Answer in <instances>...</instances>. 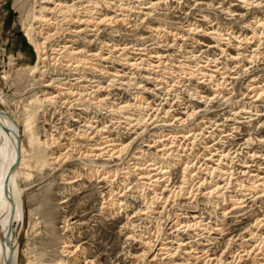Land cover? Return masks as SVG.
<instances>
[{
  "label": "bare ground",
  "instance_id": "1",
  "mask_svg": "<svg viewBox=\"0 0 264 264\" xmlns=\"http://www.w3.org/2000/svg\"><path fill=\"white\" fill-rule=\"evenodd\" d=\"M78 2L80 1L77 0L76 2V0H14L13 2L15 10L18 11L19 14V24L23 34V38L28 43V45H30V47L33 49L35 59L33 64L31 62V64L28 66L27 69H23V70L21 69V71H19L16 74L19 84L21 83L24 87V90L28 89V94L29 93L31 94L30 96L26 97L25 100H23L24 98L22 99L25 102L28 101L29 104L26 105V110L24 111V113L21 112L22 115L19 116L18 120L15 121L11 120L9 113L7 112L8 107L4 108V105L6 104V101L4 100L5 97L1 96L0 94V264H127L129 259H132L131 263L129 262L130 264H163L164 262L161 261L163 260L165 261V259L168 260V262H165V264L168 263L184 264L181 263V261L179 260L177 261L175 260V258L179 256V253L183 254L181 253V251H184V256H189L194 251L196 252L198 251V248L192 249L193 242L186 241L185 239L182 238L184 235L182 234L184 230L188 232L193 228L197 230L202 226L204 227L203 229L204 231L205 230L208 231V229L210 231V228L212 229L211 227L212 224L210 222L212 221L218 223L217 225H215V228L212 229L213 233L215 235L221 234L222 232L227 230L226 229L227 227H229V226L226 227L222 223L225 222V220H227L229 216H235L236 214H240L244 209H247L248 206L249 208L252 206H256L257 204H260L261 208H263L264 206V154H259L254 150L248 151L245 155V158L240 163L239 160L237 161L238 165L236 164V161L235 164L233 162L234 159L238 158L237 155H240L243 152V149H248V147L253 144L254 136H252V132H255L258 129H263L262 134L264 135V107L260 108V106L255 105L256 102L264 99V83H260L259 76L258 77L255 76V73L258 74L257 69L259 70V68L256 67L257 63L260 62L259 59L262 61V64L260 65L262 67V71H264V63H263L264 62V0H193V3L197 8L201 7V8H205L206 10H213V11L220 10V12H224L229 17L227 23L229 25L232 24L233 27L234 25L237 24L240 25L243 24V25L241 26L240 29H238L237 27L236 28L232 27L227 30H221L219 24L220 22L219 21L217 22V19L210 21L209 16L205 14L202 16V19L198 20L197 22L195 21L194 23L187 22L188 20L187 21L185 20L187 22L186 23L187 25L185 26V29L182 30V33L190 35V38L191 36L194 38V43L196 44L195 48H197L198 52L201 53L200 56L201 57L203 56L202 58L204 59L202 62L203 65L198 66V68H196L194 71L191 70L189 72L190 77H188L189 78L188 80L186 78H183L187 81V83L191 85L192 83L194 84V87L192 86L193 93L190 96H188L190 102L187 101L189 102L188 104H183L184 106L180 109L181 111H177L176 109H173L175 106L173 104L174 102L173 100H172L173 102H171V104H173L172 106H170L169 103L167 102L166 103L164 102V104L161 102L162 104L157 106L159 107L157 108V111L160 113L157 112L156 113L159 115L162 114L161 123L166 122L168 119L172 120L170 124L162 125L164 127L168 126L170 129L174 125H175L174 128L176 129L184 128L186 125H189L191 122L193 123V121L198 119H200V121H202V123L206 125L209 124L211 126V124L213 125L215 124L216 127H223V128L224 125L228 126L226 125V123L231 122L232 124L230 125V127L231 126L232 127L230 128V130H228L229 134L223 135L220 139L221 140L223 139L227 142L238 140L237 141L238 147L234 149V151L230 149L231 151H233L232 153L231 151H225V149H223L224 148L222 145L223 143L221 144L222 142L221 140L216 141L217 143L215 142V144H213L212 146H205L203 148L204 154L202 155L203 163L197 169L194 166V164L189 165L190 163H184L179 158H178L179 160L177 159L178 160L177 164L173 166H170L169 164V166L167 165L165 168L160 166L161 168L157 167L152 169L150 167L151 169H148L146 167V168L138 169L136 167L135 171H138V176H139L137 182H142L141 183L142 188L144 189L147 188V190L149 189V192L153 195L150 199L148 198L147 195L148 193L146 194L147 195L146 197H143L144 206L139 210H137L134 207L135 205L133 206L134 203H131L132 199L130 198V196L128 195V191L126 190L127 186L125 187V184L128 183L130 172H125V171L122 172L121 173L122 176L118 177L121 178V180L119 181L120 184H118L119 186H116L115 182H118L116 180L119 173L118 170L120 171V169L114 171L113 168L110 167L111 170L109 168V164L111 162H114L113 161L114 159L117 160L118 158H120L122 154H124V152L128 150V146L131 144L129 145H124L122 143L115 144L114 143L115 140L112 139L106 140L105 143L108 145H106L105 147L100 148L99 146L94 145L90 149L88 148L89 150L88 149L86 150L85 155L80 156L81 163L80 162L78 163L86 167L85 169L86 171L84 170V173H81L82 171L80 172L78 170H75L73 172L71 169L67 171L66 169L63 168L62 170L60 169L61 173L60 174L58 173L59 174L58 178L60 181H62L61 183H56L57 181L55 180V178L50 177V175L52 174L51 172L56 173L54 168L55 164L56 165L62 164L61 165L62 167L63 164L65 163L67 164L72 161L76 162V159L74 157L75 150L71 151L69 149H71L72 147L73 148H76L77 146L79 147L80 144L79 142H81L80 140L84 138L85 139L88 138L86 135L87 132L86 133L83 132L84 135L73 133L74 135L73 136L71 135L72 137L71 136L70 137L71 138L74 137V138L69 140L70 141L69 144L67 143L63 146V149H65L68 146H70L71 148L66 150L64 153H60L55 157L53 156L55 155L54 153H52V150H54V148L55 149L58 148L59 151L62 148V146L59 145L61 143L60 142L58 143L61 137L60 136H57L58 138L55 137L53 135L55 133H52V130H50L51 128L50 123L46 119V115L48 114L46 110L48 109L50 110V108L47 109V107H54L55 105H57L58 102L57 99L61 98L63 95H65V97H68L76 94H73L71 88H66V90L63 89L65 92L64 93L61 92L62 91L61 86H66V83L65 82L62 83L63 80L61 78H58L59 74L58 75L56 74L54 77L50 75V72H53L55 69L54 70L49 69L46 61L48 60L49 57L48 56L50 52L49 49H51L52 47L51 45L53 44V43L51 44V41H53V39L56 38V35L60 28L54 29L55 33L53 34L51 33L52 30L46 31V29H48L46 27L50 25H57V26L59 25V21L52 23V20L48 16L49 15L52 16L55 13H58L63 15L62 16L63 20L66 19L67 17L70 18L69 21L71 25L72 26L73 24L76 25L74 27V30H71L72 32H70V36H72L70 38H72V40H73V36L74 37L77 36L79 38V36L81 37V35H83L84 37L85 32L90 31V29L88 30L87 28L89 26L91 27V25L97 27L96 25L103 24L108 20L114 21V19H116L118 16L120 17V14L113 15L110 17H107L104 14L102 19H98L99 21L95 22L94 21L95 18H92L93 14H90L91 12H93L91 11L92 8H88V10L87 9L86 10L88 14L92 15V17L90 16L88 17V19L84 20L82 16L79 15L80 11H82L84 7L81 5V3L79 4ZM136 3L138 7L143 6L142 8H139L140 9L139 16L141 21L145 23H149L151 21L150 12L152 10L154 11V9L160 6L166 5L167 1L137 0ZM66 15L68 16L66 17ZM73 15L74 17L76 16L74 20L73 18H71V16ZM126 17L128 18V16ZM53 18L55 19V17ZM251 19L253 20L251 21ZM120 20L122 22V19ZM215 21L216 23L213 24ZM69 26L66 28V31H69ZM61 31L62 30L60 29L59 33ZM91 31H93V29ZM57 36L59 37V35ZM86 37H84V39L82 38L81 39L87 40ZM174 37L175 38L172 41L173 43L171 45L166 43L164 46H158L151 49L147 54L148 55L147 60H149L151 64L157 63L156 64L158 65L157 67L160 68V65L163 62H165L169 58L171 59L172 57L171 50L173 51L172 47H174V45L176 46L178 43H181L183 41L181 39L185 36L180 35L179 37L177 36ZM91 41H87V44L90 45ZM62 48L64 51L68 50L66 45ZM71 48H72V44H71ZM180 49L182 48H179V50ZM79 52L82 53L83 51L81 50ZM73 54H76L77 56L79 53H75V52L70 53L71 56ZM87 56L89 57V55ZM94 56L95 55L92 54L93 58ZM198 57L199 56L196 57L193 55L191 58L192 60L195 61L200 58ZM50 60L48 62H50ZM143 61H144L143 59H141V61L139 60V62L141 63ZM125 62H126L125 63L126 66L133 67L134 65H136L135 63L133 64L132 62H130V60L129 61L126 60ZM53 66L51 68H53ZM151 66L152 68L154 67V65ZM182 68L179 70L181 71ZM70 69L72 70V68ZM147 69H151V68H147ZM262 71L259 70V73H262ZM234 75H236L237 78L236 77L233 78ZM244 77H248V78L245 79V81L243 82ZM146 80L149 81L148 78ZM178 82L176 83L179 84L180 82L179 83ZM75 83L76 82H74V84ZM68 85L72 86V84L70 83ZM175 87L176 85L171 86L170 88H168L169 90L167 89L168 90L167 92L178 91L175 90ZM227 87H230L229 90L231 91V95H229L228 93L226 94L225 91H223L224 89H226L227 92H229ZM242 87H245L244 92H246V95H244L243 93L241 94ZM177 88L180 89L178 86ZM145 90L149 91L151 89L145 88ZM180 91L182 92L183 90H179V92ZM55 92L56 94L53 95V93ZM91 92L93 94L94 93L96 94L97 92H100V89H98V91L94 90ZM238 93H240V97L241 95L242 97L241 98L239 97L240 99L236 100L238 98L236 94ZM81 95L82 94L78 95V98H76L75 102H74L75 99L73 98L74 99L73 102L80 103V105H82V107L85 106L84 109L87 110L88 108L91 107L89 104L86 107V103L89 100L84 99L83 97H81ZM247 95H250L248 99L246 98ZM106 100L104 98L105 102ZM244 100L246 101L248 100V102L244 103ZM101 101L102 100H100L99 102ZM180 102L179 101L176 102V104L178 103L176 105V108L177 106L180 107L181 105ZM74 105L77 106L76 104ZM68 106L69 109L75 107L73 106V104H69L67 105V107ZM99 106L101 107V105ZM127 106L128 104L120 105L118 109L120 111L121 110L124 111L126 110ZM138 106H139L138 108H140V105ZM57 108L59 107L57 106ZM91 108H93V106ZM61 109L63 110V108ZM69 109H67V114L69 113L70 116L76 112L74 111V113L71 114L70 113L71 111ZM242 116L245 117L243 118ZM239 119H241V121L238 122ZM217 121H221L222 124L220 123L218 124ZM60 124L58 123V126ZM174 128L172 130H174ZM93 130L94 129H92V131ZM108 131H104V132H108ZM95 132L97 133L99 132L100 134L99 130ZM189 132H191V130ZM199 132H200L199 134L198 133L195 134L196 137H199V135H201V137H204L203 133L201 131ZM99 134L98 135L94 134L93 136L97 138V136L100 137ZM209 134H211V132ZM193 135L194 134H190V135L183 134L181 136L179 135L178 140L179 138H182L183 140L190 139L191 137H193ZM169 137H170L169 139H171V137H174V141L177 140V136L175 135L173 136L170 135ZM208 137L210 136L208 135ZM118 140L119 138L117 139V141ZM165 141H166L165 139L164 140L162 139L160 143ZM174 141L172 142L173 145H175L174 143H176V141L175 142ZM157 142L159 143V141ZM257 143L259 145L261 144L263 147L264 136L259 138L257 140ZM193 144L194 143H192L190 146L193 147ZM173 145L170 146L173 148L174 147ZM59 146L61 147L59 148ZM164 146L165 145H163V149H161L160 151L167 152L168 151L167 149H170V147L165 148ZM148 147L151 148L153 146L148 145ZM214 147H216V149ZM171 153H173V151ZM231 155L233 156L231 157ZM103 156L107 157L105 161L103 160L104 159ZM151 156L153 157V155ZM160 156H162V154ZM241 156L242 155H240V157ZM157 160H159V158ZM155 165L156 164H154V166ZM178 168L182 172V173L180 172V174L182 175L181 177L178 178L173 177L175 180V182L173 183L171 180V175L173 174L171 173ZM234 168H236L234 171L229 170ZM80 169L81 167H79V170ZM193 169L196 170V172L190 176V173H192ZM201 169H203L201 172H204V174L202 176H198V172H200ZM127 170H130V168ZM236 172H238V175L240 177L243 178L246 177L248 180V184L244 185V182L240 180H236L237 182L240 183L238 184V187L240 188L237 189V191H235L232 196L231 195L232 193L228 194L227 191L228 189L231 188L232 178L233 176L237 175ZM132 173H134V171ZM67 174L72 175L71 178L69 177L70 179L67 178L66 176ZM53 176L54 175H52V177ZM58 178L56 179L58 180ZM214 178H217V183L213 182ZM190 182L192 183V185L189 187L190 188L189 189L190 191L188 193L189 197L184 199L182 202L178 203V200L183 197L184 192L186 191V190L184 191L185 186L189 185ZM87 183L89 184V186L90 185L91 187L93 186L95 195H96V191L99 188L98 187L99 184L100 185L102 183L106 184L105 189H107L106 195L102 194V192L101 193L97 192V196H98L97 199H95L96 197L92 195L94 197V200L91 202V204L93 205V203H96V205L93 206V209L91 208V206L90 208L92 209L91 211L98 214L96 215L93 214L92 216L89 217H88L89 212L87 213L89 207L87 208L85 207V205L83 206L84 203L82 204L81 202V201L85 202V199L79 198L80 200L78 202H76V200L73 201V198L78 197V195L82 194V191L80 192V190H82L84 185H86ZM90 190L92 191V189ZM202 191H204L203 194H201ZM200 198L206 201L210 200V202L211 200L214 201L211 203L213 205L212 208L213 210L224 206V204L229 199L228 203H230V209L222 208L221 214H218L217 211H216L217 213L213 211V212H209L208 214L207 213L205 214L202 211L207 212L206 208H204L202 211L199 210L196 212H189V209L193 207V202L197 201ZM86 199L88 198L86 197ZM191 199L193 202L187 203V200L191 201ZM169 202L173 204L172 207L178 206L179 210L177 211L180 213L171 214L170 213L171 209L167 210V207L169 206L168 204ZM159 205L161 206L159 207ZM97 206L98 209L94 210V208ZM154 206L156 208H153ZM258 213L259 212L255 214L254 217H256V215L257 217L256 219L254 218L255 220H253V222L247 225L243 223L245 225L243 230L244 235L243 234L236 235L238 236V238H240L237 239L238 244L236 243L237 244L236 247L239 248L241 252H243L242 255L237 254L236 256H230L228 254V251L231 249L230 248L228 250L227 246L230 247V242L228 240L229 243L226 241L227 246L222 253L220 252L221 253L220 255L216 256L212 254L206 256L207 259L203 261V264H240V263L264 264V249L262 248L263 246L262 244H264V212H260L263 214H259V215ZM204 214L209 216L208 217L209 223L208 222L203 223V221L206 220L205 218H203ZM211 214L214 216V217L212 216L213 218L210 217ZM142 217L143 218L145 217L146 219H150V221L148 222L147 220L142 219ZM172 218L175 219V221L171 225L167 226L168 220ZM94 219L96 220L95 223L93 221ZM112 219H115V222L112 221L113 222L112 225L109 223L108 225H111V228L113 227L114 224L119 226L117 227L115 233L117 232L116 235L119 238L118 240H120L121 247L120 248L118 247L119 250L118 253H116V255L115 254L112 255L113 252L112 245H109L108 248L105 249L103 248L104 249L103 252L108 255L106 257L100 258L101 256H103V254H100L101 251L98 249L96 245L97 243L95 244L98 238H100L98 233V228H100V226L102 227L105 225L104 224L105 220L111 222ZM134 219H137V222L134 221ZM91 223L95 224L92 226V228L90 226ZM174 225L176 226L182 225V228H184V230L181 232L180 230H178V228L176 229L175 228L176 226ZM166 228L168 229V231L170 230V232L167 235L164 234L166 236L165 240L166 239L169 240L161 243L158 248H155L154 243L158 240L160 235L161 236L163 235V231L165 233ZM151 230L153 232H151ZM230 230L231 229H229V231ZM137 232L138 234H136ZM150 233L152 235H150ZM245 233L248 236L247 239L243 240V238L245 237ZM101 238L103 240V237ZM153 238L156 240L153 241ZM23 239L25 240L24 246H23ZM161 240L162 239H160L159 241ZM237 240L232 242L235 243ZM112 242L115 243L114 241ZM131 242L140 243L141 247H143L142 248L143 250H141L142 252L140 254L137 253L136 254L134 253L135 255L130 254V250L128 249V246H130L129 243ZM253 242L256 244H253ZM105 243L107 242L105 241ZM108 244L106 245L108 246ZM115 245L116 244H114V246ZM191 249L192 251L190 252ZM208 249L210 250V248ZM203 251L207 253V248L206 250L203 249ZM161 255H164L165 257L164 258L162 257V259L159 258L158 260V257L159 256L161 257ZM147 258H149L148 262L146 261Z\"/></svg>",
  "mask_w": 264,
  "mask_h": 264
},
{
  "label": "rangeland",
  "instance_id": "2",
  "mask_svg": "<svg viewBox=\"0 0 264 264\" xmlns=\"http://www.w3.org/2000/svg\"><path fill=\"white\" fill-rule=\"evenodd\" d=\"M79 1L80 2H78V3L80 4L82 0H79ZM127 1L128 0H83L81 5L84 7V9L82 11H80L79 15L82 16V18L84 20L88 19V17H90V16L92 17V15H90V14H93L92 18H95L94 19L95 22H98L99 21L98 19H102L104 14L107 17L120 14V17L118 16L116 18L117 21H116V19H114V21L113 20L112 21L108 20L107 22H105L103 24L96 25L97 27H94L93 25H91V27L89 26L87 29L88 30L90 29V31L93 29V31L85 32L84 37H86V35H87V37H86L87 40H82V39H84L83 35H81V37L79 36V38L77 36H75V37L73 36V40L74 41L72 40V38H70V37H72V36H70V32H72L71 30H74V27L76 25L75 24H73V26L71 25V23L69 21L70 18L67 17L68 15H66L67 18L64 19V20H63V17H62L63 15L58 14V13H55L52 16H50V15L48 16L52 20V23L53 22L55 23L56 21L57 22L59 21V25L58 26L57 25H50V26L46 27V28H48V29H46V31L47 30H52V32H51L52 34L55 33L54 29H56V28H58V29L60 28L62 31L59 33V31H60V29H59L58 33H57V35H59V37L56 35V38H54L53 41H51V44L53 43L51 45L53 47V49L51 47V49H49L50 52L48 51L49 52V54H48L49 57H48V60L46 61V63L48 65L47 64L46 65L51 70L55 69L53 72H50L51 76L54 77L56 74L57 75L59 74L58 78H61L63 80L62 83H64V82L66 83V86H61V89H62L61 92L64 93L65 91L63 89L66 90V88H71L73 94H76V95L68 96V97H65V95H63L61 98L57 99L58 100L57 105H55L54 107H47V109L50 108V110L49 109L46 110L48 112V114H49V115L48 114L46 115V119L50 123V127H51L50 130H52V133H55L53 135L55 137L60 136L61 139H62V140L60 139L58 141V143L59 142L61 143L59 145L62 146L60 151H59L58 148H56V149L54 148L55 151L52 150V153L55 154V155H53L54 157L59 155L60 153H64L66 150L71 148L70 146H68L65 149H63V146L65 144H67V143L68 144L70 143L69 140L74 138V137L71 138L74 134L78 133L79 135H82V134L84 135V133L87 132L86 135H87V138H88V139L84 138V139L80 140L81 142H79L80 143L79 147L77 146L79 149L77 147L76 148L72 147L71 149H69L71 151L75 150L74 152L76 154L74 153V157L76 159V162L72 161V162H70L71 164L70 163H67V164L65 163L66 165L63 164L62 167H61L62 164H57V165L55 164L54 165L56 173L51 172L52 174L50 175V177L51 178H55V180L57 181L56 183H61L62 182L58 178V175L61 173L60 169L62 170L64 168L67 171H69V169H71L73 172L75 170H78L80 172L82 171L81 173H84V170L86 169V167L82 166L80 164L81 163L80 156L85 155L86 150L88 148L90 149L94 145L99 146L100 148L101 147H105L106 145H108V144L105 143V141L106 140H111V139L115 140V142H114L115 144H118V143L119 144L122 143L124 145L131 144V145H129L130 147L128 146V150L125 151L124 154H122V156L120 158H118L117 160L114 159L113 160L114 162H111V163L109 162L110 163L109 164V168L110 167L113 168L114 171L117 170V169H120V171L118 170L119 173H118V176H117V180L115 179L118 182L121 180V178H118V177L122 176L121 175L122 172H124V171L125 172H130V177H129L128 183L125 184V187L127 186L126 190L128 191V195L132 199L131 203H134L133 206L135 205L134 207L137 210H139V209H141L144 206L143 205V197H146L148 195V198L150 199L153 195L149 192V189L147 190V188H145V189L142 188V184H141L142 182H137L139 176H138V171H135L136 167L138 169L146 168V167L148 169H151V168L153 169V168H157V167H160V166L165 168L167 165L169 166V164H170V166H173V165L177 164V161L179 159H181V161L184 162V163H190L189 165L194 164V166L197 169L203 163L202 162V160H203V156L202 155L204 154V152H203L204 149L203 148L205 146H212L213 144H215L216 141L221 140L220 138L223 135H228L229 134L228 130H230V128L232 127V126L230 127V125L232 124L231 122L230 123L229 122L226 123V125H228V126L224 125L225 129L223 127H216L215 124L214 125L211 124V126L209 124L206 125V124L202 123V121H200V119L193 121L194 124L191 122L192 124L190 123L189 125H186L184 128H180V129L174 128L175 125L172 126L171 129L168 126L164 127L162 125H165V124L168 125V124H170V122L172 120L168 119L166 121L167 123L166 122L161 123L162 122V119H161L162 118V114H160V115L157 114V113H160V112L157 111V108H159L157 106L161 105L162 103L164 104V102L165 103L167 102V103H169L170 106H172L173 104L175 105L173 109H176L177 111H181L180 109L184 106L183 104H188L190 102L188 96H190L193 93V87H194L193 83L191 85V84L187 83V81L185 79H183V78H186L188 80L189 79L188 77H190L189 76V72L191 70L194 71L196 68H198V66L203 65L202 62H203L204 59H202L203 56L202 57L200 56L201 53L198 52V49L195 48L196 44L194 43V38L192 36L190 38V35L182 33V30H184L185 26L187 25L186 23L187 22L194 23L195 21L197 22L198 20L202 19V16L205 14V15L209 16V20L210 21L214 20V19H217V22L218 21L220 22L219 24H220V29L221 30H227L229 28H232L233 25L232 24L229 25L227 23L228 22L227 20H228L229 17L224 12H220V10H217V11L214 10L215 11L214 12L213 10H206L205 8H201V7L197 8L194 5L193 0H183V1L182 0H179V1L178 0H173V1L172 0H166L167 1V4H166L167 6L163 5V6H160V7L156 8V9H154V11L152 10L150 12L151 21L149 23H145V22L141 21L140 16H139V12H140L139 8H142L143 6L138 7V5L136 3L137 0L136 1L135 0H129L128 1L129 3ZM163 1H165V0H163ZM13 2H14V0H0V94H1V96L5 97L4 100L6 101V104L4 105V108L8 107L7 108V112L9 113V115L11 117V120L15 121V120L19 119V116H21L22 113H24V111L26 110V105L29 104L28 101H27L28 102L27 103V102H25L23 100H25L26 97L31 95L30 93L28 94V89L24 90L23 85L21 83H20L21 85L19 84V82L17 80V77H16L17 76L16 74L19 71H21V69L22 70L23 69H27L28 66L31 64V62L33 64L34 59H35V55L33 53V49L30 47V45H28V43L23 38V34H22V31H21V28H20V24H19V14H18V11L15 10ZM76 2H77V0H76ZM88 8H92L91 11H93L94 13L91 12L90 14H88V12H87ZM127 9H129V10H127ZM56 15H58L59 17L56 16ZM100 16H102V17H100ZM126 16H128V18ZM53 17H55V19ZM71 18H73V20H74L76 18V16L74 17V15H73V16H71ZM119 18L122 19V22H121V20ZM118 19H119V21H118ZM185 20L186 21L188 20V21L186 22ZM252 20L253 19H251V21ZM215 23H216V21L213 24H215ZM237 25H239V26H237ZM237 25H234V27L235 28L237 27L238 29H240L243 24H241V25L237 24ZM68 26H69V31H66V28ZM63 27H64V29H63ZM88 35H89V37H88ZM180 35H184L185 36V37H183L181 39L183 41L181 43H178L177 44L178 46L174 45V47H172L173 51L171 50V56H172L171 59L169 58L168 60L163 62L160 65V68L157 67L158 66V65H156L157 63H155V64L152 63L151 64V62L149 60H147L148 59V55L147 54H148V52L151 49H153L155 47H158V46H164L166 43L171 45L173 43L172 41L175 38L174 36L179 37ZM60 36H61V38H60ZM57 38H59V39H57ZM61 41L63 42V44H62ZM87 41H91L90 45L87 44ZM184 42H185V44H184ZM79 43H80V45H79ZM71 44H72V48H71ZM54 45H55V47H54ZM65 45L67 46V49H68L66 51H64L63 48H62ZM180 45H182V46H180ZM191 45H192V47H191ZM179 48H182V49L179 50ZM80 49L83 51L82 53H84V54L79 52V51H81ZM86 51H89V52H86ZM71 52H73V53L75 52V53H79V54L77 56H76V54H73L71 56L70 55ZM50 53H52V54H50ZM61 53H62V55H61ZM91 53L95 55L94 58L92 57ZM59 54L61 56H63V57H61ZM87 55H89V57ZM90 55H91V57H90ZM193 55L196 56V57L199 56L201 59L198 57L199 59L194 61L191 58ZM68 56H70L71 58L68 57ZM86 57H87V59H86ZM50 58H51V60H50ZM185 58L187 59V61H186ZM141 59L144 60L142 63L139 62V60L141 61ZM49 60H50V62H48ZM126 60H128V61L130 60V62H132L133 64L135 63L136 65H134L133 67L132 66H126L125 65V63H126L125 61ZM70 61H71V63H70ZM259 61L260 62L257 63L256 67H258L259 70L262 71V67L260 65V64H262V61L260 59H259ZM62 65H64V66H62ZM151 65H154V67L152 68ZM187 65H189V66H187ZM52 66H53V68H51ZM57 66H58V68H57ZM155 67H157V68H155ZM180 67L181 68L183 67L181 71L179 70V69H181ZM70 68H72V70ZM132 68H134V69H132ZM147 68H151L152 70L151 69H147ZM56 70H58V71H56ZM259 70L257 69L258 74L255 73V76H257V77L259 76V82L260 83H264V71H262V73H263L262 74V73H259ZM187 74H188V76H187ZM235 77L237 78L236 75H234L233 78H235ZM248 77H250V76H248ZM248 77H244L243 82ZM143 78H145V79H143ZM147 78L149 79V81L146 80ZM71 79H72V81H71ZM46 80H47V78H46ZM84 80H85V83H84ZM145 80H146V82H145ZM178 80H179V82L181 84L178 82ZM87 81H89V82H87ZM74 82H76V83L74 84ZM97 82H99V83H97ZM176 82H178L179 84H177ZM182 82H184L185 84L182 83ZM67 83L68 84L69 83L72 84V86L68 85ZM174 85H176L175 90H178V91L167 92L169 90L168 88H170L171 86H174ZM20 86H21V88H20ZM143 86L145 88L151 89V90L146 91ZM177 86L180 89H178ZM183 86H185L186 88L183 87ZM101 88H102L103 92L101 91ZM182 88H184V89H182ZM229 88L230 87H227L228 90H229ZM22 89H23V91H22ZM77 89H79V90H77ZM98 89H100V92H97L96 94L94 93L95 95L91 92V91H94V90L98 91ZM179 90H183V91L179 92ZM186 90H187V92H186ZM144 91H146L147 93L144 92ZM223 91H225L226 94L228 93L229 95H231V91L230 90H229V92H227L226 89H224ZM244 91H245V87H242L241 94L243 93L244 95H246V92H244ZM23 92H24L25 95L23 94ZM88 93L90 94V96H89ZM99 93H101V94H99ZM164 93H165V95H164ZM166 93H167V95H166ZM54 94H56V92L53 93V95ZM80 94H82L81 97H83L84 99L89 100L86 103V107L89 104L91 107L93 106V108L90 107L87 110H85L84 109L85 106L82 107V105H80V103H74L76 101V98H78V95H80ZM99 95H101V96H99ZM175 95H178V96H175ZM85 96H88V97H85ZM236 96L238 97L236 100H239L242 97V95L240 97V93L236 94ZM89 97H90V99H89ZM175 97H176V99H175ZM249 97H250V95L246 96L247 99ZM104 98H105V100L107 99L106 102L104 101ZM8 99H9V101H8ZM169 99H171V100H169ZM20 100H22V101H20ZM73 100H74V102H73ZM100 100H102V101L99 102ZM180 100H181V102H180ZM68 101L71 102V103H69ZM177 101H179L181 103V105H180V107L177 106V108H176V105L178 104V103L176 104ZM184 101H185V103H184ZM187 101H189V102H187ZM245 101L246 100H244V103L248 102V100L246 102ZM171 102H173V104H171ZM63 103H64V106H63ZM69 104H73V106H75L74 104H76L77 106L72 107L73 109L72 108L69 109V106L67 107V105H69ZM125 104H128L126 110H124V111L121 110L120 111L118 109L119 106L120 105H125ZM99 105H101V107ZM116 105H117V107H116ZM138 105H140V108H138L139 107ZM255 105L256 106H260V108L264 107V99L256 102ZM57 106L59 108H57ZM129 106H131V107H129ZM61 108H63V110ZM74 108H75V110H74ZM116 108H117V110H116ZM143 108H145V109H143ZM67 109H69L71 111L70 112L71 114L74 113V111H76V112L70 116L69 113L67 114ZM94 109L97 110V111H95ZM139 109H141V110H139ZM84 110H85V112H84ZM79 115H80V117H79ZM156 115H158V116H156ZM242 117L244 118L245 116H242ZM242 117H240V118H242ZM77 121H78V123H77ZM239 121H241V119H239L238 122ZM58 123L59 124L61 123V124L58 126ZM200 123H202V124H200ZM217 123L218 124L219 123L222 124L221 121H217ZM70 126H72V127H70ZM80 126H82V127H80ZM87 126L89 128L90 127L91 128L89 129ZM47 127H49V126H47ZM173 128H174V130H172ZM78 129H79V131H78ZM92 129H94L95 131L99 130L100 134H99V132L97 133L94 130L92 131ZM108 129H109V131H108ZM84 130H86V131H84ZM190 130H191V132H189ZM104 131H108V132H104ZM199 131H201L203 133L204 137H201V135H199V137H196L195 134H197V133L199 134L200 133ZM210 132H211V134H209ZM89 133H91V134H89ZM262 133H263V129H258L255 132H252V136H254L253 137L254 138L253 144L248 147L249 150L248 149H243V152L240 154V155H242L241 157H240V155H237L238 158L234 159V161H233L234 164H235V161H236V164L238 165L237 161L239 160V163H240L245 158V155H246V153L248 151H253L254 150V151L258 152L259 154H264V145L262 147L261 144L259 145L257 143V140L259 138H261L262 136H264ZM94 134H96V135L99 134L100 137L97 136V138H96L95 136H93ZM167 134H169V135H167ZM183 134L184 135L194 134L195 136L193 135V137H191L190 139H186V140H183L182 138H179V140H178V136L179 135L181 136ZM67 135H68V137H67ZM170 135L171 136H173V135L177 136V140H175L176 143H174L175 145H173V143H172L174 141V137H171V139H169ZM208 135L210 137H208ZM89 136H90V138H89ZM141 136H142V138H141ZM205 136L208 137V138H206ZM64 137H66V138H64ZM84 137H86V136H84ZM102 137H103L104 140L102 139ZM92 138H93V141H92ZM118 138H119V140H118L119 142L117 141ZM162 139L163 140L165 139L166 141L160 143V141ZM172 139H173V141H172ZM157 141H159V143ZM221 141H222L221 144L223 143L222 145H223V147H224L223 149H225V151H231V150L234 151V149H236L238 147L237 146L238 145V142H237L238 140L237 141L233 140V141L227 142V141L222 139ZM86 143L89 144V145H87ZM192 143H194L193 147L190 146ZM148 145L153 146V147L150 148V147H148ZM163 145H165L164 146L165 148H169L170 147V149H167L168 150L167 152L166 151L165 152L160 151L161 149H163ZM170 145L171 146L173 145L175 147V149H174V147L172 148ZM61 146H59V148ZM230 146L233 147V148H231ZM216 147H214V148L216 149ZM179 149H181V150H179ZM146 151H147V153H146ZM159 151H160V153H159ZM172 151H173V153H171ZM233 151H231V153ZM149 152H150L151 155H153V157L149 154ZM154 154H155V157H154ZM161 154H162V156H160ZM105 156H107V155H105ZM105 156H103L104 159L102 158L104 161H105V159H107V157H105ZM232 156L233 155H231V157ZM156 158L157 159L159 158V160L160 159L161 160L159 161ZM162 158H165L166 160L162 159ZM73 162H74V164H73ZM78 162H80V163H78ZM196 162H197V164H196ZM227 162H229V161H227ZM154 164H156V165L154 166ZM79 167H81L82 170L81 169L79 170ZM235 167H236V165H235ZM111 168H110V170H111ZM129 168H130V170H127ZM235 169L236 168L229 169V170L234 171ZM202 170L203 169H201L200 172ZM133 171H134V173H132ZM180 172L181 171L178 168L174 172L171 173V174H173V175H171V180H172L173 183L175 182L174 178L181 177L182 174H180ZM195 172H196V170L193 169L192 173H190V176L193 175V173H195ZM200 172H198V176H202L204 174V172H201V173ZM71 174H73V173H71ZM71 174H67L66 175L68 179L71 178V176H72ZM236 174L237 175L233 176V178H232L231 188L228 189V191H227L228 194L232 193L231 194L232 196H233L234 192L237 191V189L240 188V187H238V184H240V183L237 182L236 180H240V181L244 182V185L248 184V180H247L246 177L245 178L240 177L238 175V172H236ZM52 175H54V176L52 177ZM56 178H58V180ZM118 182H115L116 186H119L118 184H120V182L119 183ZM213 182L217 183V178H214ZM190 183H189V185H187L188 187L185 186L184 191L185 190L186 191L185 192L183 191L184 195H183L182 198H180L178 200V203L182 202L184 199L189 197L188 196V193L190 191L189 187L192 185V183L191 184ZM101 185L100 184L98 185L99 188L96 191V195H95V192L93 190V186L91 187V185L89 186V184L87 183L86 185H84L85 188L83 187V189L80 190V192L82 191V194L78 195V197H75L78 200L73 198V201L76 200V202H78L80 199H83V198L85 199V202L84 201H81V202H82V204L84 203L83 206L85 205V207H87V208L89 207L88 210H87V213L89 212L88 213V217L92 216L93 214L94 215L98 214V213H95V212L91 211L93 209V206L96 205V203H93V205H92L91 202L94 200V197H96L95 199H97V197H98L97 196V192H100V193L102 192V194L106 195V191H107V189H105L106 188V184L102 183ZM103 186H105V187H103ZM100 187H102V188H100ZM130 187H133V188H130ZM90 189H92V191ZM129 192H130V194H129ZM203 193H204V191L201 192V194H203ZM84 195L88 199H86V197ZM89 198H91V199H89ZM228 200L224 204V206L219 207L218 209H215V210L212 209L213 205L211 203L214 202L212 200L210 202V200L206 201V200H203V199L200 198L197 201L193 202L192 199H191V201L187 200V203L193 202V207L194 208L193 207L190 208L189 212H196V211H199V210L202 211L204 208H206L207 212L206 211H202L205 214L206 213L208 214L209 212H213V211H215V212L217 211L218 214H221L222 208L230 209V203H228ZM208 201L210 202V204H209ZM136 204H138V205H136ZM168 204H169V206L167 207V210L171 209L170 210L171 214L180 213V212L177 211V210H179L178 206L172 207L173 204H171V202H169ZM90 206H91L92 209L90 208ZM160 206L161 205H159V207ZM252 207L249 208V206H248V208L244 209L240 214H236L235 216H229L228 219L225 220V222H222L223 225H225L226 227L227 226H229V227L226 228L227 229L226 231L222 232L221 234H217V235H215L213 233V231H212V229L215 228V225L218 224L217 222L216 223L212 222V221L210 222L212 224L211 225L212 229L210 228V231H209V229H208V231L207 230L204 231L203 230L204 227L201 226L200 227L201 229L199 228V229L195 230L193 228V229L190 230L191 232L190 231L186 232L184 230V228H182V225H177V226L174 225V226H176L175 228L176 229L178 228V230H180L181 232L184 230V232L182 233V234H184L182 238L185 239L186 241L193 242L192 249L193 248L194 249L198 248V251L200 249H202V250L199 251V253H198V251L197 252L194 251L195 253L193 252L189 256H184V251H181V253H183V254L179 253L180 257L179 256L176 257L175 260L176 261L179 260V261H181V263H184V264H188V263H191V264H194V263L195 264H203V261H205V259H207L206 256H209V255H212V254H214L216 256L220 255L225 250V248L227 246L226 243L228 242V240L230 242V247L227 246L228 250L231 248L228 251V254L230 256H236L237 254H241L242 255L243 252H241V250L236 247V245L238 244V240L237 239H240L236 235L244 233L243 230H244L245 225L250 224L251 222H253V220L256 219L257 215H256V217H254V216H255V214H257V212H259L258 215L259 214H263V213H260V212H264V209H263L264 206H263V208H261L260 204H257L256 206H252ZM153 208H156V207L154 206ZM95 209L97 210L98 206L95 207L94 210ZM205 214L203 215V218H205L206 220L203 221V223L209 221L208 220L209 216L205 215ZM212 216L213 215L211 214L210 217H212ZM153 217H154V215H153ZM234 218H236V219H234ZM142 219L147 220L148 222L150 221V219H146L145 217L144 218L142 217ZM107 220L104 221L105 225L102 226L103 228L101 226H100V228H98V233H99V237L100 238H98V240L95 242V244L97 243L96 245H97L98 249L101 251L100 254H103V256H101L100 258L106 257L108 255V254L104 253L103 250L105 248H108L109 245H112V251H113L112 255H114V254L116 255V253H118L119 248L121 247L120 240H118L119 238L116 235L117 232L115 233V231L117 230V227H119V226L114 224L113 227H116V228L112 227L113 228L112 229L111 225H112L113 222H115V219H112L111 222L107 221ZM93 221H94V223L96 222L95 219ZM134 221L137 222V219H134ZM174 221H175V219H173V218L169 219L167 226L171 225ZM108 223L111 224V225H108ZM93 225H95V224H93V223L90 224L91 228H92ZM238 225H240V226H238ZM100 229H101V231H100ZM229 229H231V230L229 231ZM151 232H153V231L151 230ZM169 232H170V230L168 231L167 228H166L165 233L163 231V235L162 236L160 235L158 240L154 243V245H155L154 247L155 248H158L161 243L166 242L167 240H169V239L165 240L166 236L164 235V234L167 235ZM227 233H228V235H227ZM136 234H138V232ZM112 235H113V237H112ZM150 235H152V234L150 233ZM247 236L248 235L245 233V237L246 238L244 237L243 240L247 239ZM101 237H103V240H102ZM88 238H90V237H88ZM108 238H110V239H108ZM160 239H162V240L159 241ZM107 240H109V241H107ZM154 240H156V239L153 238V241ZM235 240H237V241L235 243H233ZM103 241H104V243H103ZM105 241L107 243H105ZM112 241H114L115 243H113ZM24 242H25V240L23 239V246H24ZM106 244H108V246ZM114 244H116V245L114 246ZM129 244L131 246V247L128 246V249L130 250V254L135 255L136 253L140 254L142 252L141 250H143L142 249L143 247H141L140 243H138V242H133L132 243L131 242ZM224 244H226V245H224ZM253 244H256V243L253 242ZM262 245H263L262 248L264 249V244H262ZM206 248H207V253L209 252L208 254L205 253V251H203V249L206 250ZM208 248H210V250ZM192 249L190 250V252L192 251ZM249 250H250V248H249ZM135 251H137V252H135ZM238 252H240V253H238ZM191 256L192 257L194 256V257L192 258ZM162 257L164 258L165 256L164 255H161V257L159 256L158 260H159V258L162 259ZM244 260H245V258H244ZM131 261H132V259H129L127 264H130ZM146 261L148 262L149 258H147ZM161 262H164L163 264H165V262H168V260L165 259V261L163 260ZM185 262H187V263H185ZM168 264H170V263H168Z\"/></svg>",
  "mask_w": 264,
  "mask_h": 264
}]
</instances>
